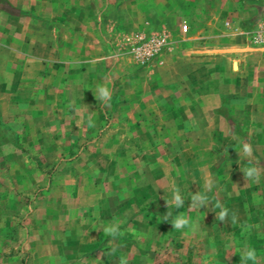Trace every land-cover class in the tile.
<instances>
[{"label":"rangeland","instance_id":"rangeland-1","mask_svg":"<svg viewBox=\"0 0 264 264\" xmlns=\"http://www.w3.org/2000/svg\"><path fill=\"white\" fill-rule=\"evenodd\" d=\"M10 1L18 4L16 9ZM44 2L0 0V9L14 13L24 8L15 25L18 36L37 42L41 30L26 22L27 17L41 20L36 12L40 14L45 8ZM223 2L226 0H194L189 19L178 22L187 26L185 33L195 36L210 35L213 39L218 32L229 45L218 54L235 57L239 65L246 62V67L241 64L246 76L249 55L255 50L240 49L239 39L227 33L235 32L234 25H248L252 17H247L249 10L247 16L221 14ZM49 3L50 8H68L76 5V0ZM4 18L0 17V42L7 44L9 23ZM211 25L218 28L214 37L201 30ZM48 33L57 36L55 31ZM59 49L66 58H76V46ZM9 51L8 47L0 48V106L5 114L0 119V264H121L122 260L126 264H235L234 246L242 243L231 237L235 228L217 214L215 204L187 206L180 197L164 209L167 221L159 217L156 210L167 206L158 203L148 186L164 184L169 164L159 156L164 146L151 140L138 142L136 110H104L99 117L80 111L76 116L78 106L82 105V110L88 106V102L76 103V77L74 81L67 77L61 80L56 75L42 81L40 63L30 59L20 63ZM124 53L129 55L127 47ZM162 54L144 64L130 57L136 65L128 63L129 75L122 70L127 63L116 67L114 82L118 87L109 89L115 104L136 101V84H143L137 74L154 68ZM259 56L251 59V64L261 70ZM122 76L128 77L123 79L129 86L125 93L121 91ZM42 89L45 92L41 93ZM96 103L105 108L103 95ZM81 114L92 116L96 127L88 129L84 124L88 119L83 121ZM231 124L232 132L239 130L240 136H246L239 126ZM155 162L160 173L154 175ZM209 211L212 219L206 216ZM181 214L189 222L176 229Z\"/></svg>","mask_w":264,"mask_h":264},{"label":"crops","instance_id":"crops-1","mask_svg":"<svg viewBox=\"0 0 264 264\" xmlns=\"http://www.w3.org/2000/svg\"><path fill=\"white\" fill-rule=\"evenodd\" d=\"M193 1L76 0V5L54 9L46 0L42 3L45 8L40 14L36 12L45 18L27 17L26 22L41 30L40 42L18 36L15 25L24 8L14 13L0 9V17H7L4 19L8 20L10 34L9 42H0V48L8 47L12 58L20 63L25 59L40 63L42 81L56 75L61 80L67 77L74 81L76 77V103L88 102L83 110L82 105L76 108V116L80 111L99 117L104 110H136L138 142L151 140L159 147L164 146L159 156L169 164L164 184L154 182L148 191L154 192V198L162 206L176 201L177 192L187 206L215 204L217 214L226 211L224 222L235 228L231 237L242 243L234 246L235 264H264V46L252 44L248 37L264 25V0H226L220 11L242 16L248 13L247 17H252L248 25L245 22L234 25L235 32L227 33L239 39L240 49L255 50L249 55L246 76L241 70V64L246 67V62L239 65L235 57L218 54L229 46L215 32L218 28L213 25L201 28L210 31L211 36L216 33L213 39H209L210 35L195 36L182 30L178 20L189 19ZM9 3L12 9L17 8L16 2ZM50 14L54 17L49 18ZM66 15L68 18H63ZM137 30L165 31L170 39L154 68L137 74L143 84H136V101L115 104L114 98H109L103 108V104L96 103L103 95L99 89H116V69L127 63L122 70L129 75L128 65L135 64L124 49ZM50 31L57 36H50ZM65 46H76V58L64 56L59 48ZM257 56L262 60L261 70L251 64V59ZM9 61L11 65L13 62ZM119 78L124 81L128 77ZM64 82L63 86L58 84L61 93L67 84ZM258 84L263 88H258ZM120 85L124 93L129 89L125 81ZM2 90L0 77V95ZM225 109L228 113L224 116L220 110ZM3 117L0 106V119ZM81 117L83 121L89 120L84 123L88 129L96 127L92 116L81 114ZM231 123L239 126L246 136H240L239 130L232 132ZM245 144L251 146V154L243 151ZM154 167V175L160 173L158 162ZM247 167L260 169L259 180L247 177ZM141 189L144 191L145 186ZM193 196H203L205 200ZM210 214L206 212L212 219ZM238 224L243 225L239 228ZM250 248L256 250V261H242Z\"/></svg>","mask_w":264,"mask_h":264},{"label":"built area","instance_id":"built-area-1","mask_svg":"<svg viewBox=\"0 0 264 264\" xmlns=\"http://www.w3.org/2000/svg\"><path fill=\"white\" fill-rule=\"evenodd\" d=\"M229 25V22H225ZM187 26L182 25V30L186 31ZM249 40L257 46H264V25L259 26L249 34ZM169 36L167 32H137L128 41L127 51L129 56L136 62L144 64L156 58L168 44Z\"/></svg>","mask_w":264,"mask_h":264},{"label":"clouds","instance_id":"clouds-1","mask_svg":"<svg viewBox=\"0 0 264 264\" xmlns=\"http://www.w3.org/2000/svg\"><path fill=\"white\" fill-rule=\"evenodd\" d=\"M99 91H100V93L103 94V97L105 98V100H108L110 98V92H109V90L107 88L101 87L99 89ZM243 151L246 152V153L251 154V152H252L251 146L248 145V144H245L244 148H243ZM247 177L250 178V179L254 177L256 180H259L260 169L257 168V167H247ZM193 199L205 200V198L203 196H193ZM175 200H180V196H179L178 192L175 195ZM219 206L220 205H217V207H219ZM225 215H226V211L222 212L220 214L221 218H223ZM187 224H188V220L185 219L183 217V215L181 214V217L175 223V228L176 229H180V228H182V226L187 225ZM256 258H257L256 250L254 248H250L248 250L247 256H245L242 261L252 260V261L255 262ZM121 264H126V262L124 260H122Z\"/></svg>","mask_w":264,"mask_h":264},{"label":"trees","instance_id":"trees-1","mask_svg":"<svg viewBox=\"0 0 264 264\" xmlns=\"http://www.w3.org/2000/svg\"><path fill=\"white\" fill-rule=\"evenodd\" d=\"M220 113L222 114V115H226V112L224 111V110H220ZM170 208V206H167V207H159V209H157L156 210V212L158 213V215H159V217L162 219V220H164V221H167L169 218H167L166 216H163V212H164V209H166V208Z\"/></svg>","mask_w":264,"mask_h":264}]
</instances>
